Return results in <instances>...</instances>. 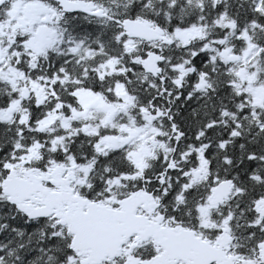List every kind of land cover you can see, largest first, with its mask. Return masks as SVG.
Returning <instances> with one entry per match:
<instances>
[{
  "label": "snow or ice",
  "instance_id": "1",
  "mask_svg": "<svg viewBox=\"0 0 264 264\" xmlns=\"http://www.w3.org/2000/svg\"><path fill=\"white\" fill-rule=\"evenodd\" d=\"M0 264H264V0H0Z\"/></svg>",
  "mask_w": 264,
  "mask_h": 264
}]
</instances>
